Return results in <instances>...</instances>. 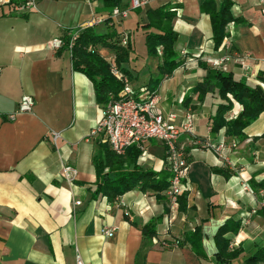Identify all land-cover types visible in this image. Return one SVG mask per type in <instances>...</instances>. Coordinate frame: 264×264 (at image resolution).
<instances>
[{
	"label": "crops",
	"instance_id": "1",
	"mask_svg": "<svg viewBox=\"0 0 264 264\" xmlns=\"http://www.w3.org/2000/svg\"><path fill=\"white\" fill-rule=\"evenodd\" d=\"M142 1L133 7L131 0L116 6L104 0H0V264H76L77 255L85 264H220L214 257V234L227 220L240 222L236 233L225 235L232 249L242 251L235 264L264 246V192L250 185L251 180H264V110L244 128L243 139L227 136L225 128L211 134L210 117L220 99L208 92L199 100L191 89L206 74L199 62L212 66L207 59L220 57L222 51L214 48L201 0ZM167 3L179 6L172 25L182 62L158 85L156 107L164 116L172 111L182 115L186 107L195 115L193 133L179 140L189 165L182 211L165 193L138 188L114 200L93 196L92 157L101 140L91 131L104 106L97 102L91 80L73 68L70 50L52 45L101 17L94 30H114L115 40L129 51L120 67L128 70L134 89H149L161 59L146 54L145 34L152 30L144 27L146 11ZM113 8L123 14L110 17ZM263 9L264 0H232L231 14L240 22H230L226 32L233 50L248 56L242 64L227 61L223 70L253 83L262 79L264 88ZM124 34L130 37L127 45L120 41ZM96 50L107 62L114 61L113 49L97 45ZM22 95L34 98L32 111L9 119ZM241 109L234 102L228 118ZM53 132L59 134L55 141ZM221 141L222 153L208 146ZM138 164L164 169L163 145L149 140ZM65 165L76 170L70 181ZM159 217L156 234L145 237L141 228ZM111 227L112 235L102 233ZM195 227L201 229L207 258L195 255L185 239ZM172 239L179 242L166 246Z\"/></svg>",
	"mask_w": 264,
	"mask_h": 264
},
{
	"label": "trees",
	"instance_id": "2",
	"mask_svg": "<svg viewBox=\"0 0 264 264\" xmlns=\"http://www.w3.org/2000/svg\"><path fill=\"white\" fill-rule=\"evenodd\" d=\"M104 1L109 6H116L120 0ZM231 5L232 0H221L219 3L216 0H201L200 11L209 16L215 49L220 46L223 38L227 35V25L230 22H240V19L231 14ZM178 7V4L167 3L157 7H149L146 11L147 23L144 27L152 29L145 34L146 54L161 59L157 67L158 75L149 81L151 91H156L160 82L170 76L182 62L175 50L174 44L177 35L172 25ZM110 21L108 18L106 23L108 24ZM115 37L116 33L112 29L101 34L97 33L93 26H89L80 31L70 47L68 45L71 37L66 36L63 39V46L70 50L73 68L84 73L91 80L95 98L103 106L109 101L119 98L118 93L123 88L124 82L114 76L110 69V63L97 52L96 46L101 45L113 49L116 66L127 79L129 76L128 70L120 67L121 63L128 60L129 51L127 47L119 45ZM199 65L206 70V74L202 82L193 87L191 92L197 93L199 100H202L208 92L216 93L220 99L215 113L210 117L211 134L225 128L227 136L243 139L245 137L244 128L257 119L264 110L262 79H259L258 83H253L247 79L236 78L231 72L215 68L207 63L199 62ZM234 102L241 104L242 109L234 118L229 119V111ZM99 146V152L92 157L96 173L93 196L101 194L110 200H114L135 188L142 192L150 191L155 195L164 194L171 177V171L167 167L158 172L149 168H142L138 164L141 150L135 145L126 148L122 155L113 152L106 143L100 142ZM216 170L225 177L229 176V173L222 169ZM250 185L255 191L262 190L264 192V180L259 182L251 180ZM177 206L181 211L186 208V192L177 196ZM161 218L159 217L144 225L141 228L142 234L145 237L155 235L156 224ZM239 228V221L227 220L214 234L216 246L214 257L220 264H235L234 261L242 253L241 249H232L230 239L225 237L229 232L236 233ZM201 238L202 234L199 227H195L185 234V239L195 255L200 258H207ZM261 263H264V246L258 247L252 255L240 264Z\"/></svg>",
	"mask_w": 264,
	"mask_h": 264
},
{
	"label": "built area",
	"instance_id": "3",
	"mask_svg": "<svg viewBox=\"0 0 264 264\" xmlns=\"http://www.w3.org/2000/svg\"><path fill=\"white\" fill-rule=\"evenodd\" d=\"M142 0H131L133 7L142 5ZM264 13V9L262 10ZM123 14L118 8H113L110 17ZM101 17H93L88 21L85 27L93 26L102 22ZM83 27V28H85ZM78 32L72 33L69 47L78 37ZM130 37L127 34L121 36L122 45H127ZM52 45L59 48L63 45L61 39H54ZM231 39L226 35L219 49L224 55L214 59H208V62L215 67H222L225 62L234 59L239 63H243L248 54L236 53L233 50ZM111 72L115 77L124 82L123 88L119 91V98L109 101L103 109L102 116L97 125L92 129V134H97L102 143H106L110 149L116 154L122 155L126 148L135 145L141 150L138 161L145 159L147 143L151 139L158 140L165 150V164L171 171L169 186L165 190V194L169 197L171 205L177 206V196L188 190L184 183L188 171V162L185 148L180 144V136L182 134H191L194 131V115L185 111L182 115L175 112H169L164 116L161 110L156 107L158 96L155 92L149 91L146 87L134 89L129 83L127 77L119 72L114 61L110 63ZM34 106V98L31 95H22L17 109L9 115V119H13L17 113L30 112ZM52 139L55 141L59 134L53 132ZM235 144L232 143V146ZM213 150L222 153L225 148L224 141L217 144H208ZM76 175V170L70 165L64 166V176L67 180H72ZM79 204V201L75 202ZM168 226L166 227L167 233ZM114 227L104 228V235H112ZM166 246L178 243L177 239L171 242H164ZM76 264H85L82 258L76 256Z\"/></svg>",
	"mask_w": 264,
	"mask_h": 264
},
{
	"label": "rangeland",
	"instance_id": "4",
	"mask_svg": "<svg viewBox=\"0 0 264 264\" xmlns=\"http://www.w3.org/2000/svg\"><path fill=\"white\" fill-rule=\"evenodd\" d=\"M218 48H219V47H218ZM218 48H217V49H218ZM222 55H224V52H223V51H222ZM213 59H214V58H213ZM207 61H208V59H207ZM225 63H226V62H225ZM225 63H224V65H223L222 67H221V66H220V67H215V66H213L212 64H211V65H212L213 67H215V68H220V69L223 70V68H224V66H225ZM117 68H118V67H117ZM118 70H119V68H118ZM157 70H158V69H157ZM119 72L122 73L121 70H119ZM122 74H123V73H122ZM123 75H124V74H123ZM124 76H125V75H124ZM125 77H126V76H125ZM128 81H129V83H130V80H129V79H128ZM130 84H131V83H130ZM146 88H147V87H146ZM147 89H148V88H147ZM148 90L151 91L150 89H148ZM152 92H155V91H152ZM155 93H156V92H155ZM156 95H157V93H156ZM157 96H158V95H157ZM158 101H159V97H158L157 103H158ZM157 103H156V105H157ZM185 111H189V112H191V113L194 115V112H193L189 107H186ZM172 112H173V111H172ZM175 113H176V112H175ZM177 114H178V113H177ZM236 115H237V113H234V114L232 113V116L229 117V119H230V118H234ZM194 120H195V115H194ZM194 125H195V121H194Z\"/></svg>",
	"mask_w": 264,
	"mask_h": 264
}]
</instances>
